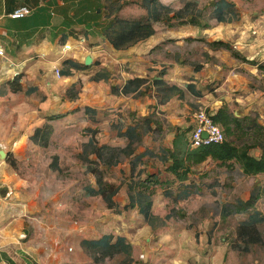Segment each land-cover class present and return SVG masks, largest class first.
<instances>
[{
	"label": "rangeland",
	"instance_id": "rangeland-1",
	"mask_svg": "<svg viewBox=\"0 0 264 264\" xmlns=\"http://www.w3.org/2000/svg\"><path fill=\"white\" fill-rule=\"evenodd\" d=\"M211 1L104 0L120 7L118 18L152 22L156 35L109 56L94 76L92 64L80 71L81 78L65 91L67 103L53 100L45 115L37 106L34 113L17 112L11 98H0V151L15 167L6 156L0 161L17 175L11 185H0V201L27 217V234L20 239L41 249L46 264H264V175L247 177L237 165L212 161L192 167L182 183L166 172L168 134L177 127L190 134L197 109L210 113L226 105L237 115L238 73L257 96L264 95L262 72L209 46L229 43L264 65V0H223L221 17L211 10ZM99 75L103 79H96ZM128 82L134 91L116 94ZM161 82L176 88L168 100L158 91ZM258 98L255 104L262 101ZM169 101L173 105L167 109L163 103ZM85 107L94 113H85ZM59 113L62 118L48 121ZM250 114L249 119L260 120L253 110ZM47 126L52 136L33 143L35 129L47 131ZM21 139L28 141L14 160L11 152ZM128 142L135 149L126 154ZM89 168L101 173L100 195H90L99 186ZM148 175L162 185H151L146 199L143 188L131 183ZM130 185L137 200L133 207ZM237 201L253 202L252 207L231 212ZM109 236L112 243L121 240V252L101 259L99 242Z\"/></svg>",
	"mask_w": 264,
	"mask_h": 264
},
{
	"label": "crops",
	"instance_id": "crops-1",
	"mask_svg": "<svg viewBox=\"0 0 264 264\" xmlns=\"http://www.w3.org/2000/svg\"><path fill=\"white\" fill-rule=\"evenodd\" d=\"M104 6V0H0V49L4 52V57H0V98H11L12 107L17 112L34 113L33 107L37 106L38 111L44 113L46 107L53 104V100L58 104L67 103L65 91L81 78L78 76L80 71L67 69L63 62L70 60L83 64L88 52L92 51L94 76L102 67H106L105 60L109 56L115 57L116 54L125 52L115 51L100 37V25L106 19ZM20 8L31 10V14L20 19L9 16ZM65 46L69 48L65 49ZM55 70H59L60 77H56ZM66 70L71 72L69 77L61 75ZM17 76L20 79L15 83L13 81ZM16 86H19V91L14 93ZM228 88L232 90L231 86ZM258 96L262 101L255 104ZM258 96L249 88L247 80L238 73L235 100L237 113L239 114V109L241 117H248L253 110L260 118L258 123L264 127V95L262 93V96ZM217 103L219 102L213 105ZM165 104L173 105L172 101L164 102L163 105ZM170 107L172 106H167V109ZM218 108L219 106L210 108V114L213 116ZM141 110V117H145V108L141 107ZM178 121L175 124L179 126L181 121ZM192 123L194 126L193 118ZM44 132L46 133L42 130L40 135L44 136ZM174 133L168 134L171 142ZM1 136L0 148L4 139ZM27 141L21 139L14 143L11 152L14 160L18 159L17 148L25 146ZM167 148L171 149V145ZM14 177L17 175L8 169L4 161H0V185H11L15 181ZM4 204L6 205L0 201V264H9L8 260L15 264H46L48 256L45 257L41 249L29 246L20 239L27 234V217L20 209L12 212Z\"/></svg>",
	"mask_w": 264,
	"mask_h": 264
},
{
	"label": "trees",
	"instance_id": "trees-1",
	"mask_svg": "<svg viewBox=\"0 0 264 264\" xmlns=\"http://www.w3.org/2000/svg\"><path fill=\"white\" fill-rule=\"evenodd\" d=\"M222 3H224L223 0H214L209 3L211 10L217 13L220 17L222 16L221 13L225 10V6ZM186 5H189V3ZM104 8L106 19L104 23L100 25V37H102V39L106 41L115 51H126L137 44L146 42L156 35L157 30L152 22L139 19L118 18L116 14L120 10V7L113 2H110L108 6L105 5ZM221 19L222 18H219V20ZM187 22L191 23L192 20ZM183 23L184 22L180 25H183ZM196 24L200 25L197 22ZM203 27L207 28L208 25L204 24ZM209 46L216 51L223 50L229 52L234 59L240 60L252 67L255 66L258 71L262 72L264 75V65L243 57L239 52L233 49L231 44L218 40L211 42ZM63 65L66 66L67 69L70 68L75 71H84L89 69V67H85L83 64H77L70 60L63 62ZM61 75L69 77L71 72L70 70H66L65 72H62ZM19 79L20 77L17 76L13 82L17 83ZM97 79L99 80L103 78L102 76H99ZM132 85H134V83H126L122 89L120 88L121 91H116V94H131L134 91L130 90ZM18 88L19 86H16V88L13 89V92L17 93L19 91ZM158 91L164 100H168L173 96L171 93L176 91V88L174 85H162L161 82L159 83ZM84 112L94 113V111L88 107L84 108ZM62 117L63 115H54L51 116L48 121H53ZM212 121L214 124L222 128L225 138L224 141L219 144L191 148L189 143V131L177 127L174 130L175 133L171 142V149L166 150L168 153L167 161L169 163L166 168V172L172 175L175 181L182 183L188 179L191 173H193L192 167L203 164L207 160H211L219 166L231 167L233 165H237L241 170V173L247 177L264 175V128L258 124L255 119H249L248 117H236L232 112H230L226 105L217 109L216 113L212 116ZM46 129H48V131L44 133V137L50 138L52 133L51 126H47ZM41 131V129L35 130L34 135L31 137V141L33 143L38 142V137H43L40 135ZM230 137H234L235 140H230ZM247 139H249L248 143L245 142ZM134 149L133 145L128 142L126 148L123 149V152L128 154ZM252 150H257L258 155H252ZM138 159L136 157L132 162L131 176L135 173ZM6 161L11 167H15V163L10 161V155H7ZM89 172L95 175L97 185L99 186V192L91 191L90 195L102 194L105 186L103 184L101 173L91 168H89ZM132 184L143 188L142 194L146 199L152 195L148 192L151 185H162L156 177H153L152 175H148L145 180L139 182L138 184L131 183V185ZM131 185L128 187V199L130 201V205L133 207L137 200L136 196L132 192ZM118 190L119 187L115 188L114 191L116 192ZM145 191L147 193H145ZM257 196L258 195H256V197ZM252 203L253 202L241 204L237 201L230 206V211L234 213L246 212L252 207ZM180 217L183 216L180 215ZM99 244L101 259L112 258L121 252L120 239H117L116 242L112 243V237L109 236L108 238L105 237L101 242H99ZM8 262L9 264H15L12 260H8Z\"/></svg>",
	"mask_w": 264,
	"mask_h": 264
},
{
	"label": "built area",
	"instance_id": "built-area-1",
	"mask_svg": "<svg viewBox=\"0 0 264 264\" xmlns=\"http://www.w3.org/2000/svg\"><path fill=\"white\" fill-rule=\"evenodd\" d=\"M31 14V10L27 8H20L14 11L9 16L13 19L24 18ZM68 46H65V49ZM0 57H4L3 50L0 49ZM56 77H60L59 70H55ZM194 126L189 134V143L191 148H198L200 146H208L211 144H219L224 141V134L221 128L214 124L212 115L207 113L204 109H197L193 113ZM205 135L206 137H204Z\"/></svg>",
	"mask_w": 264,
	"mask_h": 264
},
{
	"label": "water",
	"instance_id": "water-1",
	"mask_svg": "<svg viewBox=\"0 0 264 264\" xmlns=\"http://www.w3.org/2000/svg\"><path fill=\"white\" fill-rule=\"evenodd\" d=\"M92 64V58L90 56H87L84 61H83V65L85 67H89ZM237 117H239V114L237 113L236 115ZM204 137H206L205 135H203ZM5 153L3 151H0V157L1 158H5Z\"/></svg>",
	"mask_w": 264,
	"mask_h": 264
}]
</instances>
